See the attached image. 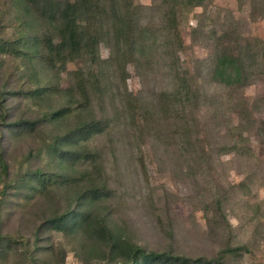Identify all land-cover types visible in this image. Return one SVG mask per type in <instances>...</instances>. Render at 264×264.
<instances>
[{
	"label": "rangeland",
	"instance_id": "374dc122",
	"mask_svg": "<svg viewBox=\"0 0 264 264\" xmlns=\"http://www.w3.org/2000/svg\"><path fill=\"white\" fill-rule=\"evenodd\" d=\"M99 8L79 16L98 43L67 57L45 47L58 36L49 13L0 0V264L108 262L92 225L53 227L81 206L147 253L264 264V0ZM241 49L252 76L228 88L212 63ZM84 124L92 133L77 132ZM66 133L94 163L58 160ZM35 171L50 176L36 192L25 183ZM93 186L109 194L91 203Z\"/></svg>",
	"mask_w": 264,
	"mask_h": 264
},
{
	"label": "trees",
	"instance_id": "16d2710c",
	"mask_svg": "<svg viewBox=\"0 0 264 264\" xmlns=\"http://www.w3.org/2000/svg\"><path fill=\"white\" fill-rule=\"evenodd\" d=\"M100 1L101 0H23L24 4L33 7L41 17H47L50 14L49 19H53L54 23L58 24L57 42L53 43L52 39H46L45 47L52 53H60L67 57L79 56L84 53H89V49L94 47L98 43L100 38H96L94 31L89 29V35L87 36L84 29L79 24V16L84 13L91 17L100 15ZM190 4L199 6L207 0H188ZM43 6L38 9L40 3ZM117 17V14L114 13ZM56 19V20H55ZM168 23L172 25L174 18H170ZM41 43L42 39L33 38V43ZM180 45L179 42L176 41ZM248 52L245 49H241L236 54H227L217 57L212 63V77L220 84L228 88L243 89L247 86L248 80L251 78L248 69ZM67 115L66 109H60L52 113V118L65 117ZM91 124H84L77 132H91ZM72 133H66L60 136V147L54 152L58 156L60 162H72L76 159L85 160L88 163H94L91 158H83L80 151L73 150V145L69 144L68 140L75 138L71 137ZM67 147H71L67 148ZM1 155V154H0ZM0 169L2 175H7V165L4 162L2 156H0ZM49 177H46L41 171H35L26 180V184L34 192L41 190V187L45 181H48ZM109 194L106 188H99L93 186L89 192L86 193L87 200L93 203L97 199H102ZM93 214L81 206L70 212L65 216H61L57 220H53V227L63 233L76 230L83 234L86 233L87 228L91 225L93 230L90 233L91 239L103 241L107 246L109 255L108 262L104 264H212V261H206L203 258L190 259L181 256H172L168 254L159 253H147L142 248L132 245L121 237L117 236L111 229L104 226L99 219H93ZM92 220V221H91ZM52 227V226H51ZM89 236V235H88ZM125 252V254L123 253Z\"/></svg>",
	"mask_w": 264,
	"mask_h": 264
}]
</instances>
